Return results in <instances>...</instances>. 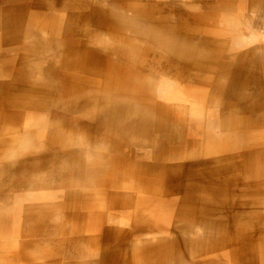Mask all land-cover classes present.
Wrapping results in <instances>:
<instances>
[{"label":"rangeland","instance_id":"374dc122","mask_svg":"<svg viewBox=\"0 0 264 264\" xmlns=\"http://www.w3.org/2000/svg\"><path fill=\"white\" fill-rule=\"evenodd\" d=\"M69 2L0 0V264H264V137L257 143L253 132L232 119L238 129L231 131L234 149L192 154L220 130L158 109L168 108L158 87L173 90L185 105L204 107L219 93V82L224 91L235 88L231 74L216 66L219 58L225 71L230 64L216 57L215 35L234 31L216 24L214 17L222 15L216 14V0ZM241 3L253 22L240 25L238 38L243 33L241 38L259 45L264 16ZM32 18L44 22L45 42L29 39ZM81 28L91 30V41ZM100 33L111 36L110 44L123 39L143 49L134 61H124L99 46ZM63 51H90L85 65L123 80L124 89L108 93L99 87L90 97L75 93L70 72L57 61ZM256 73L250 82L263 97L264 72ZM237 98L225 95L217 105L244 119L250 101ZM39 120L59 126L70 135L62 139L72 142L58 144L55 133H37L42 130L32 124ZM14 131L31 132L32 143L13 141ZM233 157V166L217 167L218 160ZM249 165L257 176L250 182ZM230 171L244 189L252 188L250 196L233 189ZM153 178L155 184L141 192L122 186L124 180ZM254 185L262 190L257 193ZM123 249L126 261L116 258Z\"/></svg>","mask_w":264,"mask_h":264},{"label":"bare ground","instance_id":"6f19581e","mask_svg":"<svg viewBox=\"0 0 264 264\" xmlns=\"http://www.w3.org/2000/svg\"><path fill=\"white\" fill-rule=\"evenodd\" d=\"M69 1L70 0H68V2ZM69 5H71V7L74 6L73 4H69ZM75 7H78V6H75ZM134 7L136 9H133V12H136L137 9H138L137 5L135 4ZM226 8L227 9H231L230 10L231 12L235 11L234 5L233 6H227V7L226 6L225 7H221L220 6V8H218V9H221L219 11V13H226V12L222 11L223 9H226ZM84 9H85V5L78 7V10H84ZM66 12H67V9L65 8L60 13V15L65 16ZM242 16H243V14H234V15L222 14V15H220V17H216V16L214 17V20H215L216 24L219 23L220 25H225V26H227L229 28L231 26H233L232 28L234 29V31H229V32L228 31L227 32L220 31L221 33L218 35V37L215 35L214 39L218 40L217 42H220L221 39L225 41L223 43L221 42L222 43V47L230 44L229 40H231V39H233L232 41H235L234 43L236 45L249 44L250 40H248L247 38H241L243 33H241L239 35L240 38H238V33H237V30L235 29V27H238L239 25H242V24H243L242 26L248 27V25H249L248 21L244 20V18ZM215 18L217 19V21H216ZM31 22L32 23L30 25L29 39H34V40L39 39L42 42H45L46 40H48L49 36L46 34V31H44V29H45L44 22L42 20H37L36 18H32ZM18 24L17 25L19 26V28H21V23H18ZM85 30L86 29L81 28V32L82 33H84ZM21 31H22V29H18L17 30V32H19V33ZM88 32L90 33V41H91V34L92 33H91V30L89 31V29L87 28L86 34H88ZM109 34L111 35V33H109ZM106 35L107 34L100 33V34H98L96 36V38L100 42L99 46H102L104 51H109V52L113 51V52L118 53L119 56H122L125 59L124 61H127V62L134 61L136 56H138V54L140 53V50L143 49L135 41L134 42L133 41H129V42L127 41L126 42L123 39H121V40L117 39L118 40V41L116 40L117 42L110 44V42H113L114 40H111V36L107 37ZM234 36H235V39H234ZM216 40H215V42H216ZM28 44H30V43H28ZM212 47H213V45H212ZM36 52H39V51H36ZM250 52H251V55H255V51L254 50L253 51L250 50ZM59 55L60 56H58L57 61L60 60V62L64 66V68H66V70L70 72L69 81H70L71 87L74 88V92L75 93H82V94H85V96L90 97L91 92L93 94L96 90H98L99 87L102 89V91H103V89H106L108 93L112 89H117V90H118V88H120L121 90L124 89L123 80H121V79H113L111 77H107L106 75H104V73L101 71L100 68L92 66V65L90 67H89V65L88 66L85 65V60L88 57L91 56V52L90 51H88L87 54H82L81 52H76V51H63V52L59 53ZM244 56H246V55H244ZM71 72H72V75H71ZM121 82L123 84H121ZM145 83L147 85H149V86H152V85L154 87L157 86L155 84L156 81L152 82L153 84L149 83L147 81H145ZM103 84H105V85H103ZM176 89L178 90V88H176ZM32 90L34 92H36V93H39V91H40L39 89H35V88H32ZM158 90H159L158 92L161 95L160 97L163 98L165 100V102L167 101V103H163V104H166L168 106L167 109L166 108L164 109V106L162 104L158 106L159 113L163 114L164 116L167 115L170 111H173V110L178 112L179 114L183 115V117L188 114L189 118L191 120H193V124L196 125V126H198V125L200 126V125L204 124L203 121L204 122L206 121V123H209L210 126L208 127V129H210L212 127L221 128L220 124L228 126L229 123H233L234 122V123L238 124V122H239V120H236L235 118H229V114H227V113L222 116L224 110L222 109V107L220 109V107L217 105V104L221 105V103H220L221 99H220V97H217L215 94H213V95H211L209 97L212 100H209V99L207 100L209 106L206 105L204 107L203 105H199L198 106L197 104L194 105L193 103H192L193 105H189V104L185 105L186 103L183 104L184 102H187V101L183 102V100H182V102H180L179 101L180 99H178V96L176 95V93L173 92V90L170 91V89H166V88L162 89V87L161 88L158 87ZM180 94L182 95V93H180ZM93 97H94V95L91 97V99H93ZM183 99H184V97H183ZM191 102H192V100H191ZM156 107L157 106H154V110L157 109ZM225 111H227V110H225ZM232 113L233 114H237V112L236 113L232 112ZM245 114L246 113H244V115ZM255 115H256V113H255ZM257 117L261 119L260 121L258 120V122H260V124L259 125H254L253 127H250V128H252V130H254L255 132H256L257 129L261 130V128H262L261 134H260V136H258L257 143H259L263 139V135H264V125H263L264 120H263L261 115H258ZM220 119H222L223 121H220ZM232 119H235V121H233ZM217 123H220V124H217ZM32 125L33 126H38V128L36 130H42V131L37 132V133H41L43 135H51L52 133H55V137L58 139V144H60L59 142L61 140L67 142L68 145L72 142V141H70V139L69 140L67 139V141H66V139H62L64 136L66 138H70V135L62 133L63 130L59 126L56 127L55 125L48 124L45 120H39L35 124H32ZM239 126L243 127V125H239ZM47 131H49V133H47ZM33 136L34 135L31 132H27V133H23L22 132V133L19 134V133H17V131H14L13 132V136H12V140L13 141L14 140H16V141L18 140L17 142L20 143L22 146H28V144L32 143ZM202 140H203V145H202L201 149L199 148L198 151H194L192 154H198L200 156H201V154H212V156H214L216 154H228L232 149L235 148V146L230 145V142H231L230 140H226V139L220 138L217 135L216 136H212V137H208V138H203ZM83 147H84V145H80V150ZM85 147H84V149H88L89 152H93L91 146H89V145L87 146L86 145ZM100 150H104V148H98L99 152H100ZM226 152H228V153H226ZM100 154H102V153L100 152ZM234 163H236V157L229 158L228 160H224V161L218 160V163L216 165H217V167H220V168L222 167L223 168L225 164H229V167H231V166H233ZM254 167L255 166H253V167L250 166V168H249V170L247 172V175H246V181L250 182L253 179V177L256 176V171H254ZM261 170L263 171V173H261L262 175H259V178L261 177V178L264 179V167ZM232 171H235V170H232ZM232 171H230V174H228V177H227L230 185L233 187L234 190H236L237 193H244L246 195V197L250 196L251 195L250 192H251L252 188L244 189V187L241 185L242 183L240 184L239 182L236 181V179H235L236 174L234 172H232ZM171 172H172V170H171ZM153 180H154V178H153ZM153 180H146V181H141V180L139 181L138 180V181H135L134 183L129 181L130 184L128 183V180H124V183L122 184V186H127V188L125 187L126 190H130L131 189V190H135L136 192H138L139 189L143 185H153V184H155L156 180H154V181ZM119 181H120V179H119ZM255 186H257V185H254V189L258 191V192L256 191L257 193H259V191L262 190L261 187L259 185L257 187H255ZM123 189H124V187H123ZM139 192H141V191H139ZM260 195H261V193H260ZM257 196H259V195H257ZM48 211H49V208H46L44 210L45 215H46V213ZM127 219H129V218H127ZM128 223H129V221H128ZM115 233H116V235L119 234V236L121 238L125 237L124 232H121V230H117ZM197 240L198 239H196V240H194L192 242L193 243L195 242V244H196ZM193 243H191V244H193ZM133 248H134L133 251H136V248L134 246H133ZM116 258L118 260L125 259V261H126V252H125V250L123 249L120 252V254H118V256H116Z\"/></svg>","mask_w":264,"mask_h":264},{"label":"crops","instance_id":"0c3cea01","mask_svg":"<svg viewBox=\"0 0 264 264\" xmlns=\"http://www.w3.org/2000/svg\"><path fill=\"white\" fill-rule=\"evenodd\" d=\"M246 3H247L246 9L247 8L249 9V7H250V9L251 8H252V10L254 9V11H256L260 16L262 14L264 16V0H260V1L259 0H246ZM233 5L235 7L234 12H231L230 11L231 9L226 8V9L222 10L226 13H219V10H221V9H218V11H216V14H228V15L243 14L246 16V21H248V24L250 26L253 21L248 15H246L244 12H242L241 0H223V1L216 0V8H220V6L221 7H225V6L227 7V6H233ZM243 9H245V8L243 7ZM263 23H264L263 19H260V24H263ZM235 29L239 30V31L242 30V28H240V25L238 27H235ZM226 46H227L226 48H221L222 43L217 42L216 47H215L216 48V57H218V55H219L225 62L230 64V65H228L229 71H225L224 69H222V66L224 64H220V60H219L220 58L219 57H218L219 59H216V66L218 67V71L220 73L221 72L222 73L223 72H229L231 74L230 77H232V79H233L232 82H233L235 88L230 89V90H228V88H226L227 91H224L225 85H223L222 82H219L218 84H216V90H218V92H219L218 94L216 93V96L220 97V99H223L224 96L226 95L228 97V99L235 100L237 98L236 95H238L239 98H237V100H239L241 102L250 101L249 110L246 109L247 111H245V109H243L244 111H242V113H243L242 115H244V113H246L244 115L245 116L244 119L250 118L251 120L250 119L244 120L243 118L237 119V120H239V122H238L239 125H243V127L241 126V128H243L245 130H249L246 132H253L254 137L257 138L258 136H260L262 128H261V130L257 129L255 132L250 127H253L254 125L260 124V122L257 121V120H259V118L257 117L258 115H261L263 120H264V96L262 97L261 93L254 91V90H257V88L250 81H255L257 79L256 78V75H257L256 71H260V69H261V73L264 72V42H261L259 45H256L253 43V40H251V42L249 44H246V45H236V44L232 43V44H228ZM250 50L251 51L254 50L255 55H251ZM244 55H246V56H244ZM236 77L239 78L240 80L245 79L247 82H243V80L241 82H239L240 80L237 79ZM258 85L262 86L260 81H258ZM240 92H241V94H240ZM223 110H224V112H223L222 116L227 113V114H229V118H235L236 119L237 115H239L241 117V114H233L232 112L236 113V110L231 109L230 107L227 109V111H225V109H223ZM255 113H256V115H255ZM217 124H220V123H217ZM220 125H221V128H217L220 130V133L216 134V135L218 137L226 139V140H231V131L238 130L237 128L233 127L231 125V123H229L228 126L222 125V124H220ZM263 125H264V122H263ZM263 137H264V135H263Z\"/></svg>","mask_w":264,"mask_h":264}]
</instances>
